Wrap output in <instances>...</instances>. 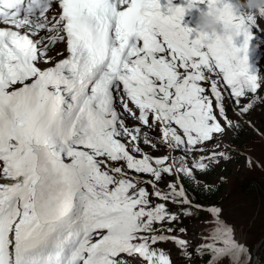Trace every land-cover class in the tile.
Here are the masks:
<instances>
[{
	"label": "snow or ice",
	"instance_id": "snow-or-ice-1",
	"mask_svg": "<svg viewBox=\"0 0 264 264\" xmlns=\"http://www.w3.org/2000/svg\"><path fill=\"white\" fill-rule=\"evenodd\" d=\"M198 3L220 8L242 43L182 24L160 0H0V264H173L162 242L191 259L165 202L210 214L194 249L206 264H256L221 208L194 204L181 178L199 184L196 172L228 159L204 154L239 127L226 98L240 116L264 101L249 65L264 28L233 0Z\"/></svg>",
	"mask_w": 264,
	"mask_h": 264
},
{
	"label": "rangeland",
	"instance_id": "rangeland-1",
	"mask_svg": "<svg viewBox=\"0 0 264 264\" xmlns=\"http://www.w3.org/2000/svg\"><path fill=\"white\" fill-rule=\"evenodd\" d=\"M233 2L239 3V0H233ZM239 11L243 9L240 8ZM258 24L264 28V19L258 18ZM253 31L255 35L249 46L250 71L264 76V32H257L256 29ZM242 40L243 37L240 36L234 42L239 46ZM202 84L207 94L211 95L210 84L204 82ZM260 94L264 96V88L261 89ZM225 95L227 97V93ZM225 107L228 117L234 121V124L238 123L239 127L233 126L206 145L204 154L212 150L222 151L228 159L220 158L219 163L210 165L206 172H196L197 178L218 191L214 199L200 205L205 208L210 205L221 208V218L232 227L235 239L248 246L256 264H264V261H259V253L264 242V101L255 103L245 116L238 114L236 106L228 98L225 100ZM126 123L129 126L134 124L128 120ZM150 135H158V132H150ZM217 144L218 148L215 147ZM142 146L153 156L167 154L165 145H158L160 151H152L143 144ZM173 155H183V153L177 150ZM189 166H191V158H189ZM141 175L145 179H151L146 174ZM174 179V177H166V180ZM247 180L251 187L245 183ZM145 186L151 191L150 185ZM160 187L166 190V182H161ZM156 202L163 201L156 200ZM165 203L170 211L180 215L181 223L177 225L176 234L191 242L189 252L192 256L191 259L182 256L181 251L172 242H162L159 247L171 255L173 264H206L209 257L197 256L194 249L196 245L203 242L204 237L210 235V229L213 227L210 214L202 208L199 209L200 211L191 209L192 214L185 216L180 211L181 206L170 202ZM179 227L186 228V233L180 234ZM221 264H230V261L224 259Z\"/></svg>",
	"mask_w": 264,
	"mask_h": 264
},
{
	"label": "clouds",
	"instance_id": "clouds-1",
	"mask_svg": "<svg viewBox=\"0 0 264 264\" xmlns=\"http://www.w3.org/2000/svg\"><path fill=\"white\" fill-rule=\"evenodd\" d=\"M173 15H184L187 9L199 8L198 0H185L176 4L175 0H167ZM243 14L252 20L264 19V0H239ZM196 29L204 33H216L225 43H230L239 37V30L225 19L222 10L216 6L208 7L200 12Z\"/></svg>",
	"mask_w": 264,
	"mask_h": 264
},
{
	"label": "trees",
	"instance_id": "trees-1",
	"mask_svg": "<svg viewBox=\"0 0 264 264\" xmlns=\"http://www.w3.org/2000/svg\"><path fill=\"white\" fill-rule=\"evenodd\" d=\"M197 180H199L201 183L194 184L192 180L185 178V177H182L181 183L184 185L186 191L188 192V194L190 196V199L192 198L194 203L206 204L217 196L218 191L215 190L209 184H207L205 181L201 180L200 178H197ZM247 182H248V180L245 183H247ZM204 185H209L210 187L206 189ZM247 185L251 187L250 183H247ZM192 210L200 211V210H197L194 208ZM259 257H260L259 261L263 262L264 261V242H263V245L261 247Z\"/></svg>",
	"mask_w": 264,
	"mask_h": 264
},
{
	"label": "bare ground",
	"instance_id": "bare-ground-1",
	"mask_svg": "<svg viewBox=\"0 0 264 264\" xmlns=\"http://www.w3.org/2000/svg\"><path fill=\"white\" fill-rule=\"evenodd\" d=\"M57 47H59V48L61 47L60 49H62V48H63V44H58V45L56 46V48H57ZM1 180L3 181L4 179L1 177Z\"/></svg>",
	"mask_w": 264,
	"mask_h": 264
}]
</instances>
